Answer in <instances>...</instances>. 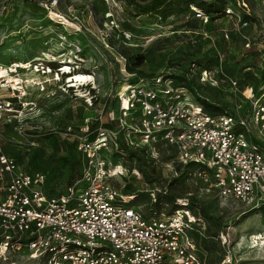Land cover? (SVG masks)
<instances>
[{
    "label": "rangeland",
    "instance_id": "obj_1",
    "mask_svg": "<svg viewBox=\"0 0 264 264\" xmlns=\"http://www.w3.org/2000/svg\"><path fill=\"white\" fill-rule=\"evenodd\" d=\"M236 1L246 6L240 4L239 12L249 23L242 30L220 17L221 0H213L210 6L198 0H170L148 17L138 16L141 10L132 6L126 11L121 0H57L51 15L41 3L0 0V64L35 61L41 69L37 77L31 71L16 70L14 80L26 82L22 85L26 107L21 108L17 121L0 127V152L18 156L20 168L43 172L45 190L54 187L61 191L82 169L83 160L75 149L78 129L87 127L92 136L96 127L112 123L117 116L115 93L120 87L150 80L175 65L190 70L188 87L196 94L221 107H231L241 100L238 93L244 86L257 88V69L264 61V53L257 52L264 47L260 35L264 0H232ZM195 6L203 10L211 7L212 19L207 23L196 19L190 9ZM242 35L253 40L254 46L245 50ZM197 63L210 71L215 83L209 79L200 82ZM248 63L251 68L245 70ZM66 67L68 74L63 73ZM42 69L51 73L41 75ZM74 74L90 75L94 81L72 88L67 81ZM222 74L239 82V91L235 92ZM137 152L133 157L124 154L108 166H117L122 173L109 180L111 185L121 193L138 192L137 202L130 206L147 205L150 194L161 190L148 185ZM173 154L171 147L159 145L151 157L158 160H152L155 177L180 199L191 195L195 207L203 208L206 236L212 237L201 245L206 262L221 264L224 251H228L233 264H264V211L201 192L200 185L183 176L178 165L167 167L172 158L166 159ZM225 228L230 240L224 249L214 239Z\"/></svg>",
    "mask_w": 264,
    "mask_h": 264
},
{
    "label": "built area",
    "instance_id": "obj_2",
    "mask_svg": "<svg viewBox=\"0 0 264 264\" xmlns=\"http://www.w3.org/2000/svg\"><path fill=\"white\" fill-rule=\"evenodd\" d=\"M56 4L41 3L50 15ZM240 4L246 8L227 0L221 17L242 30L249 23ZM190 9L196 19L210 20L200 9ZM260 35L264 41V27ZM223 36L228 39L227 33ZM242 37L245 50L254 46ZM257 52L262 56L264 47ZM12 66L0 64V69L17 77ZM260 66L264 69V61ZM177 70L120 87L114 126L96 127L92 140L87 127L78 129L75 149L82 169L61 191L45 190L43 172L20 168L0 152V264H208L201 245L212 237L206 236L205 221L189 209L187 198L175 200L177 208L170 211L167 203L157 205L156 194L164 193L157 189L147 205L130 206L136 195L124 196L109 183L122 176L117 166L108 169L120 144L135 151L147 148L150 157L159 145L171 147L174 154L166 166L190 167L186 175L201 192L264 211V81L255 90L239 91L238 82L222 74L241 100L208 114L185 87L175 84ZM199 79L216 82L208 70H201ZM12 84L0 79V127L17 121L26 107L24 87L13 89ZM226 230L214 239L224 249L230 240ZM221 264H233L231 253L224 251Z\"/></svg>",
    "mask_w": 264,
    "mask_h": 264
},
{
    "label": "trees",
    "instance_id": "obj_3",
    "mask_svg": "<svg viewBox=\"0 0 264 264\" xmlns=\"http://www.w3.org/2000/svg\"><path fill=\"white\" fill-rule=\"evenodd\" d=\"M29 1L31 3H35V4H39V3L42 2L40 0H29ZM121 1L123 2L124 9L126 11H127V8L129 6L130 7L132 6L134 9H137V10L140 9L141 10V12L138 13V16L142 15V16L148 17V16H152L153 11H157L158 9H160L161 7H163L170 0H121ZM198 1L200 3H202V4L203 3H208V5L210 6V3L213 0H198ZM221 1L222 2H221L220 6H219V8L217 10V12L220 15V17H221L223 5H224V3L227 0H221ZM195 7L198 8V9H200V10H202V12L205 15H209L210 16V14L212 12L211 11L212 10L211 7H210L211 10H203V8H201L199 6H195ZM217 12H214V13L216 14ZM127 14L130 16V13L129 12H127ZM131 17H136V15H131ZM159 18H160V16H159ZM211 19L212 18L210 16V20ZM197 64L198 65L196 66V68H197L198 74H199V72L201 70H206V69H202V67H203L202 63H197ZM247 65L248 66L246 67V69H250L251 68L250 63H248ZM173 68H178L176 74L175 75H172V78L174 80H176L175 84L181 85V86L185 87L192 94V96L194 97V99L196 101H198L203 106L204 111L206 113H208V114H217L219 112H222L225 109L224 107H221L218 104L209 102L208 99L202 98L200 95L196 94L195 91L193 89H191V87H188L189 84L191 83V79H190V75H189L190 70L188 71V69L182 68L181 65H175V67H173ZM257 70H258V73H259V79H258L259 80V85L257 87H259L262 84V82L264 81V69L258 68ZM244 80L245 79H242V81H244ZM239 84L240 83L238 82V86H239ZM243 88H242V90H243ZM255 89H257V88H254V90ZM113 126H114V123L112 122V123L106 124L104 128H111ZM89 139L92 140L93 139V135L90 136ZM118 150L119 151L117 153L112 154V162H114L118 157H121V156L123 157L124 154H128L129 153L130 157H133L136 154L135 151L126 148L122 144H120ZM137 153H139V155H141L140 158L138 159V161L142 165L141 166L143 168L142 174H143L145 180L148 182V185L149 186L157 185L159 188H161L162 191H164V193L162 192V193L156 194L157 205L159 203H167L169 205L170 211H173L175 208H177V206L174 205V202H175V200L180 199V197L177 194H175V193L167 190L165 188L164 181L161 180V179H159V178H157V177H155V173H154V170H153V167H152V165L154 163L152 162V159L150 157V154L147 151H145V150L138 151ZM12 157L18 163H21V160H20V158L18 156H12ZM170 158L171 157L167 158L166 161L169 160ZM189 169H190V167H186L183 170L184 171L183 176H187L186 174L188 173V170ZM70 182H71V180L68 181L67 183H70ZM127 188L129 189L130 187H127ZM163 189H165V190H163ZM122 195H124V196H133V195H136L134 202H137V200L139 198L138 192L122 193ZM162 197H164V199H162ZM187 199H188V202H189V209L195 215H199L200 217H202L205 220V218H204V214L205 213H204L203 208L200 207L199 205L197 207H195V204L193 202V199L191 198V195L188 196Z\"/></svg>",
    "mask_w": 264,
    "mask_h": 264
},
{
    "label": "bare ground",
    "instance_id": "obj_4",
    "mask_svg": "<svg viewBox=\"0 0 264 264\" xmlns=\"http://www.w3.org/2000/svg\"><path fill=\"white\" fill-rule=\"evenodd\" d=\"M34 62L35 61H30V62H27V63H24V64H13V66H12L13 70L11 71V73H16L17 69H21V70H24V71H27V72L31 71V73L34 76L37 77L38 75H40L41 69H39L38 66L34 65ZM42 70H43V74L44 75H48V74L51 73L49 70L48 71H45L44 69H42ZM63 71L67 72L68 71L67 67L64 68ZM0 76L4 80H6L7 82L13 83L12 84L13 85V89H20L22 87V85L26 84L25 81H21V82L19 81V83H18L17 81L14 80V76H10V75L7 76L3 68L0 69ZM2 78H0V79H2ZM58 80H59V75L55 79V82H57ZM93 81H94V79L90 75L74 74L73 77L70 76V78L67 81V83L70 84V87L79 89L80 86H82V85H84V84H86L88 82H93Z\"/></svg>",
    "mask_w": 264,
    "mask_h": 264
}]
</instances>
